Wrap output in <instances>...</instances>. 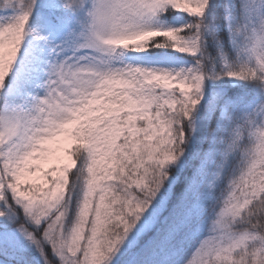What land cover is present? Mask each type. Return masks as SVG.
I'll list each match as a JSON object with an SVG mask.
<instances>
[{
	"label": "snow or ice",
	"instance_id": "obj_1",
	"mask_svg": "<svg viewBox=\"0 0 264 264\" xmlns=\"http://www.w3.org/2000/svg\"><path fill=\"white\" fill-rule=\"evenodd\" d=\"M0 264H264V0H0Z\"/></svg>",
	"mask_w": 264,
	"mask_h": 264
}]
</instances>
